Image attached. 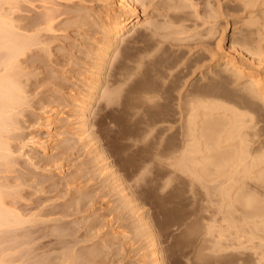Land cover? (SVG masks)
Here are the masks:
<instances>
[{"label": "rangeland", "instance_id": "374dc122", "mask_svg": "<svg viewBox=\"0 0 264 264\" xmlns=\"http://www.w3.org/2000/svg\"><path fill=\"white\" fill-rule=\"evenodd\" d=\"M9 1L10 2H7L9 4H5L7 8L4 7V4L3 7L7 13L12 15L11 17L13 20H16L15 22L18 21L16 23L18 25V31L20 33L24 31L23 34L32 32L30 33L31 35L35 34V29H37L38 31L36 34L38 35V39H40V45H37V48H34V50L32 48V50L29 51L30 53L26 54L27 56L23 58L21 57L20 59L21 69L23 68L22 75L25 74L21 76V82L22 84L25 83L23 84V86H25L24 89L26 91L27 88L28 91H26L27 102L25 101L22 106L18 107L19 109H16L17 111L21 110L19 113L20 115H16L18 113L17 111H15L16 114L13 112L16 116L12 115L14 118L11 119L10 123L12 120L13 122L15 120L16 125L13 126V124H15L14 122L12 125L10 124L11 127L8 126L4 132L2 131L4 134L3 136L1 134V137H6L4 140L12 141L10 145L14 148L12 150L14 151L13 153L16 154L11 156L9 159L6 158L2 160L4 163L6 161V165H4L3 162H0V182L4 183L5 181L9 187L10 185L13 186L12 188H14V190H20H18V192L15 191V193H17V195H15L16 197L9 196L11 199L8 198L12 207L20 209L21 213L23 215L25 214V217H32L35 214L38 220H41L42 218L46 221L41 220L38 223L37 221L32 222L33 224L28 223L29 225H23L24 228L19 226L22 230L19 231V229H14L16 233H11L14 231L12 228H9L11 232L9 229L7 230V227L9 226L4 229L1 227L0 255H7L9 264H23V262H26V264H33L34 260H40L43 256H49L54 252L55 254L53 253L50 255L54 257L58 254V252H60V250L63 251L64 249L60 248L61 245L58 240L62 238V240H60H65L64 242H67L65 243L66 245L70 243L69 246L67 245L68 247L72 245L69 249H73V247H75L74 251L76 253L78 252L75 254L79 257V260L82 259L83 261L84 259L87 262L85 263V261H83L81 262L82 264H88L87 257L85 258L84 256H87V250L97 243V245L106 246V249H103L101 252L103 254V260L101 259V253L97 258L98 262L101 259V264H139L141 261L140 255L144 252L141 251L142 247H145L148 242L146 240H142V238H135L134 236V233L136 232L133 231V229L135 228V221H137V219H131L134 216H130L131 214L130 212V215L128 214V210L125 211L126 209L123 210L121 208V201L119 200L120 198H118L119 195H115L114 192L110 190V183H108V186L106 185L108 180L104 179L105 177H100L101 175L97 174L98 171L93 163L96 153H94V155L92 154L94 157L92 159V155H90L91 152L88 151H91V149L84 146L82 141L74 138L75 136L70 133L68 125L66 127V124L68 123L66 120L70 113L69 108L65 107L64 102L72 96V93L75 92V85H78L75 84V82L80 78V74L82 72L81 70L84 69L85 66L84 63H86V61L87 63L90 62L88 52L92 51L91 49L95 46L94 41L98 37V28L96 24L94 25L97 21L96 15L102 14V10L106 8L107 3L105 0H19L18 3H15L16 1L14 0ZM143 1L146 5L144 7L146 10L144 8L143 9L145 11L146 18H148V23H145L143 30L139 31L138 34L133 37H130L131 39L126 40L121 45L118 52L120 53L118 54L119 57L117 56V58L113 59L111 63L113 65L110 64L111 69L110 67L108 68L106 75L107 83L104 84V86L107 85V87L102 88V91L100 92V95L102 96H99L98 102L94 106L92 122L94 124L93 127H95L93 131H95V136H97L98 141H100L99 143H101V147L103 146L102 148L105 152H107L106 154H108L110 160L113 162L115 169L120 175H122L121 177L127 185L130 186L136 200L138 199L137 204L139 203L138 205L145 207L144 210L146 209L149 213V217L154 224L153 226L156 229L161 247L165 251L166 264H188V262L189 264H195L193 261L198 260L195 258L196 255L194 256V254H196V249L198 248L200 243L199 240H201L200 238L202 235L197 232V230L199 232L201 231L197 224L195 226L198 229L196 228L197 230H194L197 232L196 234L192 231L193 227L191 224L190 227L188 222H190V220L193 222L192 217L196 222V218L194 216L198 214L196 212H199L200 208H196L198 206L197 203L192 204L194 201L193 198L191 199L192 196H190L192 193L189 192L188 189L190 188L188 187V184L183 181V179L175 178L176 180H172V189L169 187V189L161 188L164 186L161 185V183L166 184L167 180L165 178L168 176V173L165 172L166 169L164 167L165 165H163L164 160L162 161V156L161 159L158 157V150H163V145L167 140L168 141L166 143L171 147H174L178 142L176 132L180 127L181 122V116L179 113V96H181V94H185L186 90L193 91V89L195 92L200 91L201 93H217L216 95L219 94L220 96L222 94L224 96V93L226 96L229 93V85L225 81H222V84H220V78H217L219 80L214 79V76V78H212L208 75L207 71L209 72L212 68V66H210L212 62L210 61L211 54L215 52V42L217 43L220 38V30L227 27L224 28V31L227 30L224 32L227 37L225 44H227L231 39L234 27L243 28V21L246 20L247 14L240 12H248V10H245L242 7V0H209L210 2L207 0H195L197 3L199 2L198 5L203 8L202 9L199 6V11L197 10L198 12H195L192 7L187 8V2H181L183 7H180L181 5L177 4L180 9L178 6L176 9L172 6L173 4L176 5L174 0H166V3H164V0ZM205 2L211 3L209 4L211 7L207 8L208 5ZM8 7H11L9 8L10 11H8ZM212 8L213 11L215 10L214 12L217 11L216 14L218 13L219 17H217L218 15L214 14V12L210 10ZM204 9H206V11L208 9L209 12L204 11ZM258 9L255 8V12H258ZM227 12H233V17L239 24L234 26L233 23L235 20L233 21V18L231 17L227 18V16H229ZM197 13L199 15L202 14V16L200 15L197 18ZM221 13L223 16L220 15ZM181 14L185 16L188 14V17L186 18H190V20L186 19ZM179 15L182 17H179ZM207 15L209 17H207ZM86 16L88 18H86ZM175 17L177 19L184 17L186 20H184L185 22L183 20L180 21V23L183 22L185 24H183L182 29L184 30H182L181 35H178L179 37L182 36L180 38L185 37V41H175L174 43L172 40V43V41L168 38H170V36L177 37L176 32L173 31V28H177V20ZM82 18H84V20ZM231 21L233 22L231 23ZM177 23L181 25V29L182 23L180 24L179 21ZM170 24H172V26ZM188 27H190V30ZM212 27L215 32L214 34L213 31H211ZM164 28L168 32L164 31ZM185 30L188 32H183ZM27 31L28 33H25ZM176 31L181 32L179 28ZM200 32L202 34L206 33L204 35L206 37H202ZM196 34L197 36L191 37V35ZM210 34L214 36H211ZM186 39H188L187 42ZM42 46L43 49H41ZM1 50L0 58L2 59V56L6 55L5 52L7 51L6 49ZM83 55H88V59H86ZM124 56L126 66L121 71L125 75H130V77L125 82V85H122L121 90L118 92L119 101H116V105L107 106L106 99L103 98V94H107L109 89L113 88V83L117 76L120 77V75L117 74L119 71L116 72L115 70L114 72V69L112 68H115L114 66L118 62V59H124ZM71 61L73 63H70ZM53 73H56L55 75H58L59 77H56L55 75L53 76ZM22 78L25 81H23ZM213 79L217 81L214 82ZM212 90L214 91L212 92ZM200 92L198 93L201 94ZM153 96H156L152 100L153 102L145 98ZM54 97L58 103H56ZM51 103L53 105H50ZM59 103H63L64 106ZM53 110H55L58 114L54 115ZM50 117L51 119L54 118L59 121L54 120V122L51 121V123L46 120L50 119ZM47 121L51 123V127L47 125ZM16 126H18L16 129L13 128ZM9 128L11 130H8ZM168 128L170 129L169 131ZM165 129L167 130L163 131ZM64 133L67 134L65 135ZM31 137H34L36 141L39 140L37 143H42V147L39 146L40 143L35 145L32 144L30 141ZM260 139H264V137L262 136ZM25 142L27 146L24 147L23 145ZM43 146L44 149L47 147L46 151L43 149ZM161 150H159L160 153L163 152ZM156 153H158V156H156ZM155 159L159 161L157 162ZM90 166L95 168V170L93 171V168L91 169ZM144 167L147 168L148 172H146V168L144 169ZM141 170L143 172L145 170L146 173H143ZM92 173H94V175ZM139 174L140 177L142 176V180L138 176ZM136 177L137 180L134 181L133 179H136ZM171 177L174 178L175 174L173 175L172 173ZM138 178H140L139 180L141 182L138 181ZM106 186L108 188H106ZM15 187H17V189H15ZM111 200L112 202L115 200L120 205L118 203H114L115 201L112 203ZM115 206H117V209ZM119 206L123 211L120 210ZM112 207L115 208L111 209ZM109 209L113 211L109 212ZM35 212H37V214L39 212V214L37 215ZM32 213L34 214L32 215ZM194 213H196V215ZM100 214L102 216L99 218ZM122 214L125 215L122 216ZM49 216L51 217L50 220H48ZM92 216L93 220H91ZM137 216L138 215L134 218ZM98 218L100 221L103 220V223L102 221H98ZM121 218L127 219L123 221ZM96 219L97 221H95ZM89 220L92 222L90 226L89 224H85V222L90 223ZM127 222L134 224H127ZM96 223L98 227L96 226ZM100 223L102 225H100ZM185 224H188V226H185ZM86 226L88 229L96 226L91 230L89 229V231H91L90 233L93 235L95 234L94 236L91 237L92 234H89V231L87 232V228H85ZM117 226L118 228L121 227V229L125 228L127 231L129 230L128 227H134L132 230L130 228L129 231L133 235L129 232L127 233V236H132V238H126L122 241L123 243H121L120 248H122L123 251H119L118 254V251H115L111 247L109 250L107 247V244L112 243L107 232H110L112 229H116ZM52 227H56L55 229L57 231L59 229L61 230L57 232L55 229H52ZM73 227H76L75 230ZM50 229L52 231L54 230L56 233H49V231H51ZM62 230L64 233L61 232ZM95 230H98V233L102 234H98ZM57 233L59 236L61 235L60 238L56 237L58 236ZM198 234H200L199 237ZM84 237L88 240H83ZM90 237L92 238V242L89 240ZM93 237L98 238H95L93 241ZM106 239L110 241H107ZM127 239L128 241H126ZM86 240L91 243L86 242ZM83 242L86 243L84 244ZM89 243L94 245L90 246ZM142 243L143 246H141ZM80 246H83L84 248ZM137 246L141 247V250L138 249L139 247L137 248ZM136 249H138L139 252L141 251L140 253L142 254L136 252ZM80 253L81 256L79 255ZM106 254L109 255V257H107ZM2 255L0 256V260L1 257L4 258ZM188 257L189 260H187ZM7 258H4L5 261ZM193 258H195V260ZM136 259L138 261H136ZM202 261H206L207 264H214V262L210 259ZM202 261H200V264H202ZM209 261L211 262L208 263ZM98 262L93 261L92 264H99ZM36 263L34 262V264ZM89 264H91V262Z\"/></svg>", "mask_w": 264, "mask_h": 264}, {"label": "bare ground", "instance_id": "6f19581e", "mask_svg": "<svg viewBox=\"0 0 264 264\" xmlns=\"http://www.w3.org/2000/svg\"><path fill=\"white\" fill-rule=\"evenodd\" d=\"M14 1H16L15 3L19 2V0L18 1L14 0ZM142 1L143 0H105V2L107 3L106 8L102 10V14L96 15L97 21L96 23H94V25L96 24L98 28V37L94 41L95 46H93V49H91L92 50L91 52H88L89 54L86 52L90 56V62L87 63L86 61V63H84L85 64L84 69L81 70L82 72L80 74V78L78 81H76L78 83L75 82V84H78V85H75L76 86L75 92L72 93V96L69 99H66L67 97L66 96L65 97L66 101L63 99L65 101L63 102L65 103V107L69 108V113H70L69 117L66 120L68 121L69 124L67 123L66 127L68 125L70 129V133L73 136H75L74 138H77L79 141H82L84 143V146L91 149V151L88 150L89 152H91L90 155L92 154L94 155V153H96L94 156L95 158L92 155V159L93 158L95 159V160L93 159L94 161L93 163H94V166L96 167V170L98 171L97 174L101 175L100 177L102 176L103 178L105 177L104 179L108 180L106 185L108 186L109 185L108 183H110L109 185L110 190L114 192L115 195H119L118 198H120L119 200L121 201V208L123 210L126 209L125 211L128 210L127 211L128 214L130 212L131 215L130 214L129 215L132 217L133 216L135 217L136 215H138L136 218L134 217L131 218L134 220L137 219V221H135V226H134L135 228L132 226V228H134L133 231L136 232L134 233L135 234L134 236L135 238L136 237L142 238V240H146L148 242V243L146 242L147 244L145 245V247L143 246V243L141 244V246L144 247V248L142 247V250L140 249L141 247L137 246V248L139 247L138 249H140L142 252L144 251L142 254L140 253L141 251L139 252L138 249H136L137 250L136 252H139V254H142L140 255L141 261L139 264H166L165 251L161 247L156 229L153 226L154 224L152 223L149 217V213L147 212L146 209L144 210L145 207L138 205L139 203L137 204L138 199L136 200V197L134 193L131 191L130 186L127 185V183L121 177L122 175H120L118 171L115 169L113 162L110 160V157L108 156V154H106L107 152H105L104 149L102 148L103 146L101 147V143H99L100 141H98L97 136H95L96 133L95 131H93L95 126L93 127L94 124L92 122L94 106L97 104L99 96L100 97L102 96L100 95L102 88L107 87V85L104 86V84L107 83L106 75H107V70L110 67V64L112 63L114 58H117V56L119 57L118 54L120 53L118 52H119L121 45L126 40L131 39L130 37H133L134 35L138 34L139 31L143 30V28L145 27V23L146 22L148 23V18H146V14L144 11L145 9L144 7L146 5L144 1L143 2ZM165 1L166 0H164V3H166ZM174 1L172 2H174L176 5H174L173 3L171 4H173L172 6L176 9L178 6L177 4L181 5V2H187V6L185 5L187 8L192 7L194 8L193 10H195V12L199 11L198 8L200 5H198L199 2L198 3L196 2L199 0H196V1L194 0L195 3L193 0H174ZM7 2H10V1L0 0V46H1L0 50L6 49L7 51L5 52L6 55L2 56L3 57L2 59L0 58V162H3V163L4 161L2 160L6 158L9 159L11 156H14V154L16 153H13L14 151H12L14 149L10 145L12 141L4 140V138L6 137L4 138L1 137V134L2 136L4 134L2 133V131L4 132L6 127L10 126V124L12 125L15 122V120L14 122L12 120V122L10 123L11 119L14 118V116L18 115L21 111V110L17 111L16 109L19 106H22L27 100V96H26L27 88L25 91L24 89L25 86H23V84L25 83L22 84L21 82V76L25 74L22 75L23 68L21 69L20 59L21 57L23 58L27 56L26 54L30 53L29 51H31L32 48L34 50V48H37V45H40V41H39L40 39H38V35L36 34L38 31L37 29H35L36 33L33 31L35 34H31V35L30 33L32 32H29V33L28 31L25 32V33H28L29 34L28 35V34H23L24 31L22 33L18 31L19 30L17 28L18 25L16 24L18 21L15 22L16 20H13V18L11 17L12 15L7 13L4 9V7H6L5 4H9ZM209 2L208 3L205 2L208 5L207 8L211 7V5H209L211 3ZM241 3H242V7L245 10H248V12H240L243 14L244 13L247 14L246 20L243 21V25H242L243 28H240V27L235 28L234 26H236L239 23H237L238 21L235 20V18L233 17V14H234L233 12H232L233 14L227 12V14H229L227 18L231 17L233 18V21L235 20L233 23L234 26L232 24L234 29L231 35V39L229 40V42L227 41L228 42L227 44H225V40L227 37L225 35L226 33L224 32L227 30L224 31V28H227V27H224V28L222 27L223 30H220L221 33L219 32L220 38L217 41V43L215 42L216 47L214 45L215 52L211 54V59L209 58L210 61H212L210 65L212 66V68L209 70V72L207 71L208 75H210L212 78L214 77H215L214 79L220 78V84H222L221 83L222 81H225L229 85V86L227 85L230 88V90L228 89L229 93L228 94L226 93L227 94L226 96H225V93H224V96L223 94L220 96L219 94L216 95L217 93L216 94H213L210 92L201 93L200 91H198L201 93L199 94L198 92H195L194 89L193 91H191L188 88L190 91L186 90V92L188 91L187 93L185 92V94L183 93L181 94V96H179L180 97L179 98L180 100L179 113L181 116L180 117L181 122H180V127L178 128L176 132V135L178 136L177 137L178 142L174 147H171L166 143L168 141L167 140L165 141V144L163 145V148H162L163 150L158 148L159 150L163 152L160 153V151L158 150L159 156H158V153H156L157 154L156 156L160 157L159 159H161V156H162V161L164 160V163L163 162L161 163L165 165L164 166L166 169L165 172L168 173V176H167L168 178L165 176L166 177L165 179L167 180V181L165 180L166 184L161 183V185H164L161 188L169 189L172 187L171 185L173 184L172 180H174L175 178L183 179V181H185L186 184H188V187L190 188L188 189L189 192L192 193V195H190L192 196L191 199L192 198L194 199V201L190 199L191 201H193L192 204L197 203L198 206L196 208L197 209L200 208L199 212H196L198 213L197 215L196 213H194L197 217L193 215L196 218L197 223L195 222L193 217H192L193 222L191 220L190 222L187 221L189 225L190 224L192 225L193 227L192 231L197 230L199 228L201 231L199 232L197 230V232L201 233L202 235V237L200 238L201 240H199L200 243L198 245V248L195 246L197 248L196 254L192 253L194 254V256L196 255L195 258L199 261L198 262L195 260V258H193L195 260L193 261L195 264L197 262H198L197 264H200L201 263L200 261L207 260V259L212 260L214 264H264V139H260L262 136L264 137V45H263L264 43L263 42L264 40V0H242ZM3 4L5 5L4 7H3ZM180 7H183V6L181 5ZM9 8L11 7H8V11H10ZM213 8L210 10L213 11ZM255 8L256 9L259 8L258 12H255ZM204 11H206V9H204ZM207 11L209 12L208 9ZM216 12H214V14H216ZM181 15H179V17H182V16H184L185 18L188 17V14L186 16L185 15L181 16ZM200 15L202 16V14ZM200 15L197 13L196 14L197 18ZM216 15H218L217 17H219L218 13ZM220 15H222V13ZM224 15H225V11H224ZM184 17L180 19H177L176 17L175 18L177 22L179 21L180 23L181 20L183 21L185 20ZM207 17L209 16L207 15ZM86 18L88 17L86 16ZM82 19L84 20V18ZM188 20H190V18ZM233 21H231V23ZM177 22H176L177 28L176 27L173 28L174 29L173 31L176 32L177 37L170 36V38H168L167 36L169 33L166 36L170 41L173 40L174 43L175 41H185L184 40L185 37L180 38L182 36L180 37L178 36L179 34L181 35L182 30H184L182 28H183V24L185 23L181 22L182 27L180 29L181 25H179ZM170 25L172 26V24ZM178 28L181 32L176 31L178 30ZM188 28L190 30V27ZM186 30L183 32L185 33L188 32ZM164 31H167V30L164 28ZM211 31H213V27L211 28ZM214 33L215 32L213 31V34ZM205 34L204 33L202 34L200 32V35H202V37H206L204 36ZM194 36H197V34L191 35V37H194ZM211 36H214V35H211ZM187 40L188 39H186V42ZM41 49H43V46ZM87 56H84V57L88 59L89 56L88 57ZM70 63H73V62L71 61ZM125 66H126V63H125V56H124V59H121V58L120 60L118 59V62L114 66L115 68H112L114 69V72L115 70L116 72L119 71V73L117 74H119L120 77L118 76L117 78L115 77L116 80L115 81L113 80L114 86L113 88L110 87L111 89H109L107 94L105 93L106 90L104 91L105 94H103V98L106 99L107 106L108 105L113 106L114 104L116 105V101L118 100V96H119L118 92L121 90L122 85L124 86L125 82L130 77V75H125L121 71L124 69ZM26 73L29 74L28 72ZM55 74L56 73H53V76ZM111 76H114V75H111ZM214 79H213L214 82L219 80V79L217 80H214ZM23 81L25 80L23 79ZM72 91H73V88H72ZM213 91L214 90H212V92ZM155 97L156 96H153L150 98L145 97V98L149 101H152ZM56 103H58L57 100H56ZM50 105H53V104L51 103ZM60 105L64 106L63 103H61ZM46 107H49V106H46ZM15 111H17L18 113L16 114ZM13 112L16 115L13 114ZM53 112H54V115L58 114L57 112H55V110H53ZM50 119H46V120L50 122L51 121L54 122L55 120L54 118H52L51 120ZM51 123L48 122V124L47 123L46 124L49 127H51L50 126ZM15 125H16V122L15 124H13V126ZM17 127L18 126L13 127V128L16 129ZM8 130H11V129L9 128ZM166 130L167 129L163 131H166ZM169 130L170 129L168 128V131ZM6 132H9V131H6ZM64 134L66 135L67 133H64ZM30 141L34 145L40 143V142L37 143V141L39 140L36 141L34 137H31ZM41 144L42 143H40L39 146H41ZM23 146L24 147L27 146L26 142ZM46 148L44 149V146H43V149L45 151H46ZM156 160L157 159H155V161ZM158 161L159 160H157V162ZM4 165H6V161ZM92 168L93 167H91V169ZM145 168L146 167H144V169ZM94 170L95 168H93V171ZM145 170L146 172H148L147 168ZM145 170L144 172L143 171L142 172L146 173ZM94 173L92 174L94 175ZM172 173L173 175L175 174L174 178L171 177ZM140 174L138 175L139 177H140ZM140 178H138V181H140L139 180ZM133 180L136 181L137 177L136 179H133ZM6 183L7 182L5 181L4 183L0 182V228L2 227L4 229L7 226H9L7 227V230L9 228H12V230L19 229L20 231L22 229L19 228V226H22V228H24L23 225L28 224V223H32L35 221H37L38 223L41 220L46 221L45 219L43 220L42 218L41 220H38V218H36L34 213H32V215L34 214L32 217L31 216L25 217V214L23 215L20 209H17L16 207L15 208L12 207V205L8 201V198L11 199L10 197L12 196L16 197L15 195H17V193H15L16 190L12 188L13 186L10 185L9 187L8 184ZM107 186L106 188H108ZM15 189H17V187H15ZM18 190L16 192H18ZM114 203H118V202L115 201ZM115 207L117 209V206ZM115 207H112L111 209H114ZM121 208L120 210H122ZM111 209H109L110 210L109 212L113 211ZM35 213L37 214V212ZM123 215L125 214H122V216ZM100 216L102 215L100 214L99 218ZM50 218L51 217L49 216V219L48 218L47 219L50 220ZM125 219H123V221H125ZM91 220H93V216L91 217ZM95 221H97V219ZM98 221H100V219ZM101 221L103 223V220ZM91 223H92L91 221L90 223L85 222V224L86 225L89 224V226ZM127 224H131V223L127 222ZM196 224L198 228L195 226ZM100 225L102 224L100 223ZM96 226H97V223H96ZM118 226L116 229H112L110 232L106 231L108 235L110 236V240L112 242V243L108 242L111 245L107 244V247L109 250L111 247L115 251H118L117 254L119 253V251L120 252L123 251L122 248H120L121 243H123L122 241H124V239L126 238L128 239L132 238V236L130 237L127 236V233L130 231L131 226L128 227L129 228L128 231L125 228H122V229L121 227L118 228ZM185 226H188V224H185ZM55 228L52 227V229H55ZM73 228L75 230L76 227H73ZM85 228H87V226ZM93 228H89V229L91 230ZM89 229L88 228L86 229L87 232L89 231ZM15 230L11 232L9 229L11 233H16ZM51 231H49V233H52V234L53 232L56 233L54 230L52 232ZM61 232H63V230ZM90 232L91 231H89L88 233L92 234ZM96 232L98 233V230ZM194 232L197 234L196 231ZM129 233L132 234L131 232ZM94 235L92 234L91 237ZM199 235L200 234H198V237ZM56 237L60 238L61 235L60 236L58 235ZM91 237L89 238V240H91L92 242ZM146 237L148 238V240ZM95 238H98V237H95ZM95 238L93 237V241ZM60 239L62 240V238ZM60 239H58L59 244L61 245L60 248L64 250L63 251L60 250V252L57 251L58 254L57 252L56 254L58 256L57 255L54 257L50 256L51 254L54 253L53 252L49 256L47 255L48 257L47 256L44 257L43 256L44 253H43L42 259L37 260L38 262L34 260L33 264L34 262L35 263L37 262L36 264H82L81 262L85 261L84 259L83 261L82 259H80L81 260L80 261L79 257L76 256L78 252L76 253L74 251L75 247H73V249L71 248L72 250L69 249L72 245L68 247L70 243L67 244L68 245L67 246L65 244L67 242H64L65 240L61 241ZM85 239L87 238L84 237L83 240ZM107 239H108V236H107ZM128 239L126 241H128ZM87 240L86 242H90ZM102 240H105V239H102ZM110 240H107V241H110ZM97 244L96 245L90 244V246L91 245H94V246L90 247V249H88L86 252L87 256H84L85 258L87 257L88 264L90 262L92 264L93 261L98 262L97 258L100 256V253L103 251V249H106V246H101ZM80 247H83V246H80ZM79 255L81 256V253ZM102 256L103 254L101 255V257ZM3 257L6 259L7 255ZM107 257H109V255H107ZM4 258L1 257L0 264H9V259L7 258L8 261L7 260L5 261ZM101 259L103 260V257ZM101 259L98 262L99 264H101ZM187 260H189V257ZM136 261L138 260L136 259ZM203 262L204 261H202V264L204 263L207 264L206 261L204 263ZM210 262L211 261H209L208 263ZM24 263L26 264V262H23V264ZM85 263L87 262L85 261Z\"/></svg>", "mask_w": 264, "mask_h": 264}]
</instances>
